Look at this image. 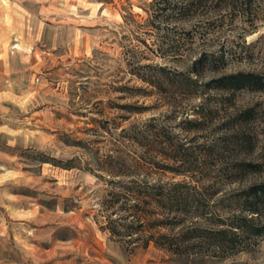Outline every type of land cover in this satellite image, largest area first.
<instances>
[{
  "label": "rangeland",
  "instance_id": "obj_1",
  "mask_svg": "<svg viewBox=\"0 0 264 264\" xmlns=\"http://www.w3.org/2000/svg\"><path fill=\"white\" fill-rule=\"evenodd\" d=\"M152 1L0 0V264H264V234L229 248L205 231L194 249L173 253L100 228L113 177L98 166L147 152L124 129L150 120L184 160L162 158L154 141L147 154L172 167L148 179L195 187L201 228L249 217L242 192L264 181V90L205 86L238 71L264 75V21L250 29L195 14L159 23ZM220 50L217 69L191 72L202 52ZM241 161L261 170L238 171ZM258 217L264 223V211Z\"/></svg>",
  "mask_w": 264,
  "mask_h": 264
},
{
  "label": "trees",
  "instance_id": "obj_2",
  "mask_svg": "<svg viewBox=\"0 0 264 264\" xmlns=\"http://www.w3.org/2000/svg\"><path fill=\"white\" fill-rule=\"evenodd\" d=\"M152 4L155 21L159 23L169 22L174 17L181 19L195 14L207 15V23L212 25H215V20H220L222 23L225 19L230 22L238 20L248 25L250 29L256 28L259 21H264V0H153ZM188 36H191L190 31ZM223 57V51L220 55H216L215 52H202L194 59L191 72L200 74L201 69L205 67L215 70ZM158 70L163 71L164 68L160 66ZM150 83L156 82L150 81ZM205 86L229 92L244 88L255 91L264 90V75L238 71L211 79ZM248 113H239V118L242 117L245 120L250 118ZM151 121L143 123V127L135 132H126L127 129H124L125 137L137 141L147 152L138 153L137 158L134 156L121 158L117 163L111 155H108L100 162L101 166H98V170L113 177V179H106L111 184L101 205L105 209L108 208L110 212L104 215L105 224L100 228L107 229L110 237L120 242L129 245L133 243L135 247L146 246L149 242H153L173 253L194 249L199 243L195 239L203 235L205 231L212 239L209 242L211 245L218 247L225 245L229 248L240 241L244 234L263 235L264 223L257 220L264 211V181L253 183L242 192L243 209L250 214L249 217L238 215L235 222L226 226L229 228L212 229L201 228L196 224L205 211L194 193L195 187L190 186L186 181L151 182L148 179V170L156 172L159 167L163 170L172 167L165 162H157L155 157L158 153L147 154L148 148H154V141L157 140L160 143L158 146L163 143L161 150L156 149L162 158L181 161L179 163L184 160L181 152H170L171 150L165 146L173 141L169 132ZM240 141L237 140L238 143ZM118 163L119 169L113 170ZM106 165H109V168ZM65 166L70 167L68 164ZM237 169L241 172L255 173L261 170V166L258 162L241 161ZM116 176L119 178L114 180ZM172 229L177 231L172 233ZM134 233H137V236L132 238L131 235ZM226 235L229 237L226 238Z\"/></svg>",
  "mask_w": 264,
  "mask_h": 264
}]
</instances>
